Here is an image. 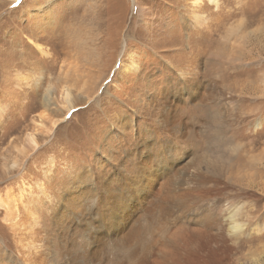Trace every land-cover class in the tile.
<instances>
[{"label":"rangeland","instance_id":"rangeland-1","mask_svg":"<svg viewBox=\"0 0 264 264\" xmlns=\"http://www.w3.org/2000/svg\"><path fill=\"white\" fill-rule=\"evenodd\" d=\"M46 1L0 0V105L7 108L4 109L8 110L11 118L19 117L22 103L30 116L42 111L37 106L39 99L34 91L23 96L15 88L12 81L15 72H31L35 76L44 73L51 77L57 91L65 83L79 90L83 87L82 82L74 83L73 71L68 72V82L62 75L73 62L84 66L90 60L93 80L98 81L92 88L86 89L90 100L84 106L61 117L63 119L55 123L52 133L46 135L47 132H44L47 144L27 160L25 180L34 186L35 181L40 179L38 158L47 160L52 157L55 169L47 186L48 194L53 195L58 189L63 190V195L70 191L73 196L71 210L77 213L79 225L84 218L89 220L87 222H93V218L88 215L90 201L78 190V183L70 178L72 173L88 167V173L96 178L108 173L116 178L115 171L127 174L137 171L136 167L142 168V176L137 180H131L128 175V185L135 189L139 181L140 185L146 183L152 194L141 199L146 191L144 188L138 198L142 202L133 206L130 216H124L132 229L128 230L129 234L124 236L123 241L121 234L111 236L98 245L107 264H111L110 259L116 252L124 257L136 252L140 264H164L171 254L180 258V264H264V0H216L217 7L204 0L201 8L196 9L204 16V21L195 27L186 21V15L191 20L193 18L190 17L191 9L185 6L183 0H96L101 7L106 6L107 24L102 27L111 35L105 44V55L96 61L97 65L93 64L95 55L84 57L88 49H93L92 41L86 40L89 43L87 46L85 38L78 40L74 37L80 32V25L72 22L70 9L74 8L75 15L82 19L84 7L80 2L84 0H77L75 6L73 3L76 0H48L51 4L48 8L44 7V11H51L53 26L50 28L44 21L39 22L45 28V33L39 37V14H36V9L37 5L45 6ZM115 25L120 27L116 36L113 35ZM172 30L179 36L176 32L174 36L167 32ZM168 34L173 37V46L167 44L171 37ZM31 35L48 55L38 54L28 40ZM35 35L38 38L35 39ZM180 41L188 42L190 46L184 49ZM173 50H176L175 55ZM69 54L75 56L70 58V55L67 60ZM129 54L135 59L137 69L124 74L121 71L122 62L127 65ZM39 57H42L41 60ZM186 60L189 62L187 65ZM80 70L77 69V72ZM183 72L189 74L185 75L187 80L193 79L196 74H207L202 79L208 82L207 92L214 99L200 104L195 90L187 89L185 83H180L179 75ZM168 83L173 92L165 94L167 90L163 89H167ZM178 85L187 89L182 98L185 105L179 103L182 120L187 125L184 137L169 132L172 125L165 124L164 120ZM14 98L16 103L12 107ZM154 103L159 105L156 112L152 111ZM198 107L208 113H215L216 110L224 112L227 121L222 124L213 122L200 115ZM14 127L17 124L3 127L0 132V154H12L8 142L18 134L12 131ZM17 128L20 133L27 128L31 130L28 120ZM219 139L223 141L219 142ZM167 156L174 171L178 167L185 170L188 161L195 162L197 171L192 167L190 172L193 171L191 174L196 175L198 180L194 190L203 195L201 205L210 210L215 209V203L242 207L241 215L237 214L235 218L237 224H246L240 232H229L228 226H225L222 237L217 227L205 229L208 230L206 234L196 232L199 229L197 223L202 221L198 210L194 216L196 222L189 223L192 233L177 234L179 231L174 230L173 223L179 210L159 209V187L148 185L159 158L165 160L163 158ZM174 175L178 178H172L171 187L172 184L176 187L182 174L176 171ZM9 183H0V192ZM184 187L187 189V184ZM195 198L192 195V199ZM22 216L23 212L19 218ZM37 216L44 219L48 213L43 210ZM1 217L0 241L5 242L8 252L15 254L12 238L1 225ZM86 223L85 231L88 230ZM82 227L80 224L79 228ZM78 234L83 235V232ZM198 234L202 235L194 236Z\"/></svg>","mask_w":264,"mask_h":264},{"label":"bare ground","instance_id":"bare-ground-1","mask_svg":"<svg viewBox=\"0 0 264 264\" xmlns=\"http://www.w3.org/2000/svg\"><path fill=\"white\" fill-rule=\"evenodd\" d=\"M86 1L87 0L80 2V4H82V6L84 7L82 14L83 18L80 19V17L76 16L75 11L73 10L74 8H71V13H73V17L71 20L73 23L80 25V32H78L77 34L75 33L76 35L74 34V37H76L75 39L83 40L85 38L84 43H86L87 46L89 43L86 40L89 39L92 41L93 49L89 50L87 48L88 51L86 54L84 53V57L87 55L90 57L92 56V54L95 55L93 64L97 65L96 61L101 59L102 56L105 55L104 48L107 40H109V38L111 39L109 30L104 31V28L102 27L104 23L107 24L106 15L108 12L104 9L106 6L103 8L98 5V1L90 0L87 4ZM183 1L185 2V6L191 9L190 17L193 18V20H191L189 19V15H186L185 17L187 18V23H189L193 27L200 26V24L204 21V16L197 13L196 9L201 8L204 0ZM207 1L209 2V4H212L216 7L218 6V2L216 0ZM50 4L51 2L47 0L45 6L37 5L36 14H39V18L37 21V29L40 31L39 37L45 33V28H43L39 22L44 21L45 25H49L50 28H52L53 26L52 22L54 19L50 16L51 11H44V7L48 8ZM73 4V6H75L77 4V0ZM184 9H186V7ZM86 21L88 22L87 24L85 23ZM148 24L149 23H147V25ZM86 27H88V31L86 30ZM119 28V25L114 26V36L119 33ZM69 31L71 30L69 29ZM56 32L59 33L60 30ZM167 32L174 36V33L176 31L172 30ZM186 33L187 34L185 35L186 37H188V32ZM177 34L178 33L176 32V36L178 37L179 35ZM172 36L168 38L170 42H168L167 44H169V46L174 45ZM36 38L38 37L35 35V39ZM70 39L72 40V38ZM28 40H31L40 56L48 55L45 48L39 42L34 41L32 35L28 38ZM180 42L183 43L184 49H186V46L189 45L188 42ZM147 44L152 46L148 41ZM123 48L124 49L122 51L123 53H125L126 45L123 46ZM172 52L174 55L176 54V50H173ZM70 55L71 54L68 55L67 60H69ZM74 56L75 55L73 54L70 56V58H73ZM41 58L42 57H39L40 60ZM127 58V65L122 62L121 66V71H123L124 74H126L125 71L134 72V70L137 69V65H135V59L133 58V56L129 54L127 55ZM185 59L186 58L183 56V60ZM186 61L187 65L189 62L188 60ZM72 65L66 70L65 74L62 75V77H64V80H67L68 82L70 76L68 75V72L73 71L74 74L72 75V78L74 80V83H78V81L82 82L83 87H81L79 90H76L72 85H67V83H65L64 85H61L60 89L57 91L51 77L45 75L44 73L43 75L40 74L37 76H35L34 73L32 74L31 72H27L24 74L21 72L14 73V80H12L13 84L15 85V88L17 90L23 93V96L27 95L30 91L35 92L36 96L39 99L38 101H36L37 106L42 109L40 114L30 116L29 110H27L24 103H22V106L19 108V117L11 118L8 110L5 111V109L7 108L4 107V109L0 105V132L4 130L3 127H11L15 124H17L18 127V125L24 123L27 120L29 122V125L31 126V130L29 131L27 128L24 133H20L21 130H19L18 132L17 127L12 128L13 132L19 134L9 139L8 147L10 150L9 152L12 154H0V183L10 181V183L5 186V190H2V192H0V215L2 216L1 225L8 231L9 235L11 236L16 251L15 254L8 252V250L4 247L5 242L2 243L0 241V264H107L106 258L105 256H103V252L98 245H100V243L102 242H106L111 238V236H119L121 234L123 235L121 236V240L123 241L124 236L129 234L128 230L132 229V227L128 226L129 223L127 221V218H125L124 216H130L132 214L133 206H136L137 203L142 202L139 201L138 198L140 197L139 193H141L144 188L146 189V191L142 193L141 199L144 200L146 196L152 194V190H150L151 188H148L146 186V183H142L140 185L139 181L138 187L135 189H132L130 185H128V175L130 176L131 180H137V178H140V176H142V168L134 167L137 171H133L131 173L126 172L127 174L123 173L122 171L121 173L115 171L114 175H116V178L115 176L113 178V176L109 175V173L103 175L100 178H96L94 175H90L88 173V167L84 169H77V171L70 175V178L78 183V190H81L82 195L90 201L91 206L88 215L92 216L93 218V222H87L89 221L87 218H84L82 221H80L79 225L82 224L83 226L82 229H80L76 221L77 213L74 210H71L73 199V196H71V192L67 190L65 192V195H63V190L58 189L56 192H53V195L48 194L47 186L50 184L54 176L53 172L55 169V162L52 157H49V159L47 160L45 158L42 160L38 158V164L40 166V179L38 180L36 178L37 181H35L34 186H31V183L29 184L25 180L24 168L29 157L47 144L48 139L46 135L53 132V128L56 122H58L60 119H63L66 114L70 113L77 107L84 106L90 100L86 89L88 90L92 88L98 81L93 80L92 61L87 60L84 66L77 63L75 64L74 62L72 63ZM79 68L82 69L78 71L79 73L82 72L80 75L77 72V69ZM185 75L188 76L189 74H186V72L180 73V83H182L183 85L185 83L188 86L187 89L195 90V93L198 97V102L200 104L204 105V103L208 100L214 99V96L210 95L207 92L209 86L208 82H203L204 80L202 79V77L204 78L205 76H207V74L205 75L204 72L196 74L194 76L195 78L193 77V79L188 80ZM59 78L63 79L61 77ZM168 84L169 86L167 87V89H163L167 90L165 94H170L171 92H173L171 84ZM178 86L179 87L176 88L177 90L175 91L176 96L172 98L171 101L168 100L169 103L172 104V106H170L171 108L169 109V113H165L166 119L164 120H166L165 124H171L173 127L172 128L168 126V128L170 127L169 132L184 137L185 135H187V125L182 120V114H180V112H182V108L180 107L179 103L182 102L185 105L186 102L182 98L183 92H185L187 89H184L183 86ZM14 100L15 102L13 103L12 107L16 103L15 98ZM20 101H22V99H19V102ZM227 103L230 105L232 104L230 100H228ZM157 105H155V103L152 104V111H157L156 108L159 107V105ZM178 110L180 111L178 112ZM216 111L217 112L215 113H208L203 108L198 107V113L200 115H204L209 120H213V122H218L221 124L223 122H226L227 120H225L224 118L226 117L224 112L222 113L218 110ZM144 113L146 114L147 111H144ZM217 131L219 132V130ZM44 132H47L46 135H44ZM7 134L8 132L6 133V135ZM218 141L221 142L223 140L219 139ZM161 158H159L160 161L158 162L156 171L152 174V180L150 183H148V185H153L157 188L159 187L158 197L161 200L159 209L163 211L173 208L179 210L178 216L173 223L174 230L179 231L177 234H180V232H188V234L192 233V229L190 228L189 223L196 222L194 216L198 210H200L202 216V221L197 223V227L199 229H197L196 232L198 233L206 234L208 230L205 231V229L217 227L220 232V236L222 237V233L225 231V226L229 227V232L231 230L235 231V233L241 231L242 227L246 224H237L235 218L237 214L238 216L241 215L242 207H236L235 205L231 204H225L226 206L218 205L217 203H215V209L210 210L206 206L201 205V203L204 201L202 197L203 195H198L197 192H195L196 190L194 189H196V187L194 185L198 182V180L196 179V175L191 174L193 171L190 172V168L192 167L194 168V171H197L195 167L196 164L195 162H193V160L185 163V170H179L178 167V170H176L175 168L174 171L172 166L169 165L170 159L168 158V156L163 158L165 160H162ZM176 171H178V174L182 175L181 177H179V183L176 184V187L173 184L171 187L170 184L172 183V178H178L174 175ZM186 184L187 189L184 187V185ZM62 188H65L64 185H62ZM171 188L173 189L170 190ZM135 193H137V195H135ZM187 195L189 196L187 197ZM192 195L196 197L195 200L192 199ZM169 198L172 199L171 202H169ZM43 210H46L48 216L44 219H40L37 216V213L43 212ZM21 212H23V216L19 218V214ZM84 221L87 222H85L86 227L88 228L87 231H85L86 229ZM185 222L186 226L184 225ZM259 229H261V227H259ZM78 231H82L83 235H79ZM202 234L194 236H201ZM117 253L118 252H116V254H114L110 259L111 264H140L136 252L129 254V257H124ZM173 256L176 255H169L164 264H180V258L177 256L176 258H173Z\"/></svg>","mask_w":264,"mask_h":264}]
</instances>
